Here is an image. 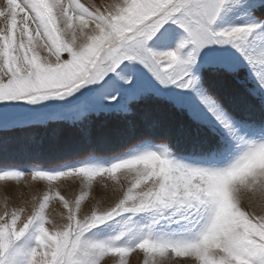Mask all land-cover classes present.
I'll use <instances>...</instances> for the list:
<instances>
[{"label":"snow or ice","instance_id":"obj_1","mask_svg":"<svg viewBox=\"0 0 264 264\" xmlns=\"http://www.w3.org/2000/svg\"><path fill=\"white\" fill-rule=\"evenodd\" d=\"M65 129L0 264H264V0H0V153Z\"/></svg>","mask_w":264,"mask_h":264},{"label":"rangeland","instance_id":"obj_2","mask_svg":"<svg viewBox=\"0 0 264 264\" xmlns=\"http://www.w3.org/2000/svg\"><path fill=\"white\" fill-rule=\"evenodd\" d=\"M40 136L43 137V146L38 151L22 152V151L10 150L6 153H0V165L23 167L24 165H26L27 163L31 161H43L45 163H48L55 159H61L65 155V153L63 151H52L50 150L51 146L55 144L62 145L65 142L70 141L72 137L74 136V133L70 129H65L60 133L59 138L57 140H53L51 136L46 133H41ZM74 149L75 151L80 152L85 155L89 154L91 151L94 150L97 156H101L105 158L112 155V152L117 151V149L111 144H103V145L91 144L90 145L87 143H81V144L75 145ZM32 182L34 181H31L30 177H28L27 175L23 178L22 181H20V183L25 186L26 191L34 190L29 186L30 184L34 185L38 182H34V183ZM5 184H8L9 192H12L14 190L12 187V182L0 181V205L1 206L5 199V191L3 188V185ZM26 191H24V196H26ZM71 191H76V189L73 188L71 189ZM130 264H142L141 257L137 256L136 254H132L130 258Z\"/></svg>","mask_w":264,"mask_h":264},{"label":"bare ground","instance_id":"obj_3","mask_svg":"<svg viewBox=\"0 0 264 264\" xmlns=\"http://www.w3.org/2000/svg\"><path fill=\"white\" fill-rule=\"evenodd\" d=\"M29 181V180H28ZM27 182V181H26ZM25 183V182H24ZM32 183H34V182H32ZM26 184V183H25ZM31 185V184H30ZM33 185V184H32ZM28 186V185H27ZM2 190V189H1ZM28 191H31V190H28ZM28 191H26V196H24L23 198H25V199H27V192ZM2 192V191H1ZM0 207H2L1 205H0ZM53 207H57L56 205H55V203L53 204Z\"/></svg>","mask_w":264,"mask_h":264},{"label":"trees","instance_id":"obj_4","mask_svg":"<svg viewBox=\"0 0 264 264\" xmlns=\"http://www.w3.org/2000/svg\"><path fill=\"white\" fill-rule=\"evenodd\" d=\"M116 151V150H115ZM115 153V152H112V154Z\"/></svg>","mask_w":264,"mask_h":264}]
</instances>
